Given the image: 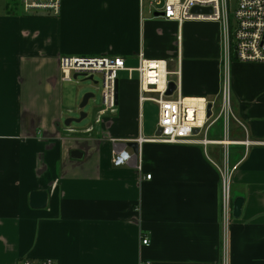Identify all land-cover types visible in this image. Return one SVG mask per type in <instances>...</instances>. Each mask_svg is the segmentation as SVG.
Returning a JSON list of instances; mask_svg holds the SVG:
<instances>
[{"label": "crops", "instance_id": "0c3cea01", "mask_svg": "<svg viewBox=\"0 0 264 264\" xmlns=\"http://www.w3.org/2000/svg\"><path fill=\"white\" fill-rule=\"evenodd\" d=\"M163 4L62 0L54 16L0 0V264H264V63L231 64L232 107L246 127L232 121L228 146L239 218L222 213L223 146L151 140L158 118L143 120L136 72L119 78L114 111L66 124L62 56L122 57L128 68L140 53L166 60L178 93L208 98L219 113L221 24L165 19ZM222 137L219 119L207 138ZM125 147L132 161L114 167ZM34 191L48 193L46 207L31 206Z\"/></svg>", "mask_w": 264, "mask_h": 264}, {"label": "built area", "instance_id": "2783aa9c", "mask_svg": "<svg viewBox=\"0 0 264 264\" xmlns=\"http://www.w3.org/2000/svg\"><path fill=\"white\" fill-rule=\"evenodd\" d=\"M26 13L59 15L62 0H21ZM155 5L164 2L161 16L168 20L183 23L186 20H212L222 26L223 55L221 61L222 89L221 106L218 114L214 104L205 97H186L174 91L167 95L172 72L166 60L147 59L143 53L139 55L137 68H128L122 57L113 56H62L59 64L63 81H73L78 75L86 78L100 73L103 78V105L98 109L102 114L114 111L116 102V82L119 73L127 71L132 77L138 75L139 94L141 102L153 101L158 104V129L160 135L151 140L164 143H220L223 150V164L219 167L222 175V213L225 221L231 211V178L236 166L230 165V151L232 121H236L243 128L246 127L234 114L232 107V74L231 64L237 54V60L243 62L264 63V0H237L234 12L235 30H231L229 0H152ZM194 7L211 8L210 14L196 15ZM74 75V76H73ZM212 104V115L208 117V106ZM223 123V137L219 141L207 138L209 129L217 120ZM198 129V133L194 130ZM145 141L139 138L140 144ZM238 142V141H234ZM238 143L249 147L252 141L244 140ZM133 154L125 147L117 149L112 163L114 167L128 165ZM141 168V167H139ZM151 174L147 179H151ZM149 240L143 238V244ZM20 264H57L52 258L40 260L23 257Z\"/></svg>", "mask_w": 264, "mask_h": 264}, {"label": "rangeland", "instance_id": "374dc122", "mask_svg": "<svg viewBox=\"0 0 264 264\" xmlns=\"http://www.w3.org/2000/svg\"><path fill=\"white\" fill-rule=\"evenodd\" d=\"M237 0H229L230 2V20H231V30H235L236 22H235V8H236ZM21 3V0H20ZM150 5V2H149ZM153 6V5H152ZM150 5V7H152ZM159 8V6H156ZM122 71L119 73V78L123 80H128V72ZM74 76V75H73ZM97 81L98 83H95ZM65 82V88L67 98L66 107L71 108L69 110L72 118H79L80 113L83 111L87 114V117L84 118L81 122H73L72 125L78 128H84L89 125H94L96 111L100 109L103 105V78L100 73H95L94 78L92 80L86 79L83 75H78L77 79L74 78L73 81H63ZM93 93L95 96L90 98L88 104L81 108L80 104L86 93ZM71 97V98H70ZM158 104L153 101H148L145 104V115L143 120L151 125L156 123L158 118L157 106ZM216 112V108H215Z\"/></svg>", "mask_w": 264, "mask_h": 264}, {"label": "water", "instance_id": "95a60500", "mask_svg": "<svg viewBox=\"0 0 264 264\" xmlns=\"http://www.w3.org/2000/svg\"><path fill=\"white\" fill-rule=\"evenodd\" d=\"M192 12L196 15L199 14H210L211 13V8H203V7H194L192 9ZM235 58L237 59L238 56L237 54L235 55ZM86 79H93V76L87 77ZM95 83H98L97 81H94ZM177 90V85L174 81H170L169 83V88L167 91V95H172L174 93V91ZM95 95L91 92L86 93L82 103L80 104L81 108H84L90 98L94 97ZM116 102L118 103V80L116 82ZM212 104L210 103L208 106V117H210L212 115ZM87 117V114L85 112H81L80 113V117L75 119V118H71L69 120L66 121V124L69 125L71 122H81L84 118ZM199 130L195 129L194 133H198ZM162 133L161 129L157 130V135H160ZM126 147H130L134 150V157H138V143L137 142H128L127 144H125ZM79 153L78 151H73V156H75L74 154ZM47 202H48V193L46 191H34L31 193V206L34 208H44L47 206ZM244 205V198L243 197H237L234 201H233V207H232V215L235 218H239L242 214V208Z\"/></svg>", "mask_w": 264, "mask_h": 264}, {"label": "trees", "instance_id": "16d2710c", "mask_svg": "<svg viewBox=\"0 0 264 264\" xmlns=\"http://www.w3.org/2000/svg\"><path fill=\"white\" fill-rule=\"evenodd\" d=\"M17 1V5H20V0H16ZM9 6L12 7V4H9Z\"/></svg>", "mask_w": 264, "mask_h": 264}]
</instances>
